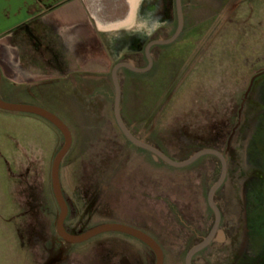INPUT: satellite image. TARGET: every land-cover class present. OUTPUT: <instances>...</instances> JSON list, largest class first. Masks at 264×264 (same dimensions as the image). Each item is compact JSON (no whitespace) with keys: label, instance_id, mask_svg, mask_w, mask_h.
Here are the masks:
<instances>
[{"label":"rangeland","instance_id":"rangeland-1","mask_svg":"<svg viewBox=\"0 0 264 264\" xmlns=\"http://www.w3.org/2000/svg\"><path fill=\"white\" fill-rule=\"evenodd\" d=\"M30 4L0 0V43L21 47L22 58L14 69L19 60L10 57L8 45L5 70L13 68V75L2 69L0 98L44 107L70 130L58 170L71 204L64 225L74 233L111 220L145 223L167 247L174 245L166 264H183L189 234L181 220L199 235L210 228L206 192L219 161L206 154L174 167L131 143L113 117L110 78L113 63L127 55L144 64L142 27L154 5L164 23L173 20L172 0H139L130 27L97 37L85 32L81 41L71 30L64 40L49 28L30 30L31 39L17 26ZM183 11L184 26L192 29L179 43L153 46L146 71H117L120 115L134 135L171 158L202 147L222 151L243 92L262 70L242 104L226 175L214 194L225 238L195 253L193 262L264 264V0H184ZM62 141L45 118L0 108V264H91L109 240L120 239L112 231L76 243L58 236L49 171Z\"/></svg>","mask_w":264,"mask_h":264},{"label":"water","instance_id":"water-1","mask_svg":"<svg viewBox=\"0 0 264 264\" xmlns=\"http://www.w3.org/2000/svg\"><path fill=\"white\" fill-rule=\"evenodd\" d=\"M175 13H176V18H177V25L172 35L165 39L159 38V39L151 40L146 44L145 46V55L147 58L146 65L136 66L131 60L118 61L112 65L110 69V78H111V82L113 85L112 112H113L114 120L117 126L119 127L120 131L131 143H133L137 147L148 150L152 154L153 158H159L170 166H174V167L186 166L190 164L191 162H193L194 160H196L197 158H199L200 156L206 155V154L214 155L215 157H217L219 161V166H220L219 173H218L217 178L210 184L206 192V202H207L208 207L211 209L213 213V220L206 234L203 235L199 241L192 244L186 251V254L184 256V264H192L191 257L194 253L201 250L202 248H204L211 242H222L225 238L224 231L219 227L221 215H220V210L216 204V201L214 200V193L219 188V186L222 184L225 178V175H226L227 150L229 147V141H230V137L235 127L239 123L240 110L242 108V104L244 102V99L246 98V95L248 93V90L250 88V85L252 83L254 76L258 74L259 72H261L262 70H260L259 72L251 76L249 83L245 91L243 92L240 106L238 108L237 120L235 124L233 125L230 134L227 137L225 147L222 151L216 148H212V147H202V148L192 151L184 159L177 160V159L169 157L168 155H166L164 152H162L160 149H158L154 145L136 137L135 135L131 133V131L125 125L120 115V88H119V82L117 78V70L120 67H125V68H128L136 72H142V71L148 70L152 63V59L150 57V52H149V47L152 44L169 43L173 41L174 38H176V36L181 30L183 21H182V10H181L180 0H175ZM0 79H1V73H0ZM0 108L5 109V110L24 111V112H30V113L37 114L45 118L46 120H48L51 124H53L62 135V139H63L62 144L59 147V149L56 151V153L54 154L51 160L50 171H49L52 193H53L54 199L57 203L58 210H59L57 217L55 219V230L62 240L74 243V242L85 240L88 237L95 235L97 233L103 232V231H107V230L122 231V232L132 234L138 237L139 239H141L142 241H144L146 244H148L155 253V257H156L155 264L162 263V252L158 244L155 242V240L147 233L133 226L126 225V224L119 223V222H103V223H99L94 226H91L83 231H78L76 233H70L66 231L63 226V219L66 215L67 207H66V202L62 195L60 184H59L58 170H59V165H60L62 157L64 156V154L67 152V150L69 149L71 145L72 137H71L70 130L68 129L67 125L57 115H55L53 112L39 105H34V104H29V103L11 102V101H6L0 98Z\"/></svg>","mask_w":264,"mask_h":264},{"label":"flooded vegetation","instance_id":"flooded-vegetation-1","mask_svg":"<svg viewBox=\"0 0 264 264\" xmlns=\"http://www.w3.org/2000/svg\"><path fill=\"white\" fill-rule=\"evenodd\" d=\"M62 1H64V0H31L32 3L35 2L36 7L38 9L35 10V11L34 10L30 11V14H32V15L28 18V20L23 21L22 23L18 24V27L25 28L26 31L29 32V34L32 36V32H30V30L32 31L31 26H30V29L28 28L29 30L26 28V27H28V24L31 21L33 22V20H35L36 18H38L41 15H43V13L45 11H48V10L54 8L57 4L61 3ZM160 1L162 2L163 0H160ZM172 3H173V7H174V17H173V20H171L169 22L166 21L164 23L163 22L164 20H162L159 17L162 14V11L159 9L158 5H157V7H156V5H154L153 14L149 15L150 16V20L147 21L148 23H146L147 24L146 26H143L142 27V34H144V36H143L144 43H143L142 49H139L138 50V51H140L139 52V55L141 56V58L144 61L143 62L144 64L141 65V66H144L147 63V58H146V55H145V46H146V44L149 41L154 40V39H159V38L165 39V38L171 36L172 33L176 29L177 18H176V13H175V0H172ZM180 3H181L182 21H183L182 22L181 30L178 33V35L176 36V38H174L173 41H171L169 43L152 44L149 47V52H150V57L152 59V63H153L154 54H155L154 51L152 50V47L153 46H157V45H168V44H173V43L174 44L179 43V40L185 34L184 21L186 19L185 18L186 15H185V13L183 11L184 0H180ZM128 60H131L134 63V65H136L135 64V59L133 58V56H130V55H127V56L123 57L122 59L117 60L116 62H118V61H128ZM119 69L131 71L130 69L125 68V67H120ZM71 142H72V140H71ZM59 184H60V181H59ZM50 185H51V183H50ZM101 187L102 188H107L106 185H101ZM60 188H61V186H60ZM61 192H62V189H61ZM62 195L64 197V200L66 202V207H67L66 215H65V217L63 219V226H64V228H65L66 231L70 232L68 230V228L64 225V222L66 221V218L68 216V213L71 210V207H70L71 204L67 200V198L63 194V192H62ZM104 222H119V223H123V224H126V225L133 226V227H135V228H137V229H139V230L147 233L148 235H150L155 240V242L158 244V246L160 247V250L162 252V263L161 264H166L168 254H171L172 255V253L174 252V250H176V249L173 248L174 245L170 244L167 247L162 242V240H161V238L159 236L153 235L148 230H146L145 228H143V224H145V223H143V224L142 223H139L138 224V223H132V222L113 221V220H111V221H104ZM181 222L183 223V225H186L188 227V234H189V235H187L188 236V239H187V242H186V247H185L186 249L183 250V252H184V254H183V264H184V256H185L186 251L188 250V248L192 244H194L195 242L199 241L202 238V236L205 235L206 233L203 234V235H199V233H196L193 224L185 223L183 220H181ZM99 223H103V222H99ZM99 223H96V224H99ZM96 224H94V225H96ZM94 225H92V226H94ZM78 231H81V230H77L76 232H78ZM107 231L117 232L116 235L118 236V238L120 237V239H117V240H109L110 243H107L103 247L101 253L98 252L99 254L95 253V255H92L91 256V259H92V263L91 264H155V260H156L155 253L152 250V248L148 244H146L144 241H142L138 237H136V236H134L132 234L126 233V232L117 231V230H107ZM76 232H74V233H76ZM70 233H72V232H70ZM101 233L102 232L97 233L95 235H100ZM95 235H92V236H95ZM92 236H90V237H92ZM194 238H197V240H195ZM70 243H72V242H70ZM74 243H76V242H74ZM211 243H213V242H211ZM210 244H208L207 246H209ZM207 246H205L201 250L205 249ZM99 250H101V249H99ZM201 250H199V251H201ZM199 251H197V252H199ZM95 252H97V251H95ZM194 255H195V253L191 257V263L192 264H194V262H193Z\"/></svg>","mask_w":264,"mask_h":264},{"label":"crops","instance_id":"crops-1","mask_svg":"<svg viewBox=\"0 0 264 264\" xmlns=\"http://www.w3.org/2000/svg\"><path fill=\"white\" fill-rule=\"evenodd\" d=\"M138 3L139 0H64L38 17L37 19H39V21H37L36 24H33L32 32L37 34L35 29L40 28L42 30L43 28H49L53 34H59L61 39L64 40L68 33L72 32L76 41H81L85 32L93 33V35L97 37L100 33L112 32L128 26L130 27L131 24H133L132 22H134ZM30 6L31 8L29 9V12L37 9L35 2L30 4ZM125 9H128V13ZM31 15L32 14H29L26 18L20 20V22L17 23V26L23 21L28 20ZM127 18L128 20H126ZM69 30H71V32ZM33 33L31 36L29 32H27L29 37L35 40V35ZM78 37H80V39ZM2 42L3 43H0V73L1 75L3 73L5 75V73L8 72L9 75H13V68L11 69L12 71L7 70L6 72L5 70L6 66L9 65L6 62L7 55L5 53L10 47V51L12 52L10 57H12L13 60L15 58L19 60L16 63L15 61L13 62V67L14 69L19 68L21 67L19 62L22 58L19 57L17 51H19L21 47H14L13 44L4 40Z\"/></svg>","mask_w":264,"mask_h":264},{"label":"trees","instance_id":"trees-1","mask_svg":"<svg viewBox=\"0 0 264 264\" xmlns=\"http://www.w3.org/2000/svg\"><path fill=\"white\" fill-rule=\"evenodd\" d=\"M186 28H185V30L187 31L188 29H192V25L190 26L189 24L188 25H186L185 26ZM185 31V32H186ZM186 35H187V33H185ZM215 194V193H214ZM215 199V198H214ZM216 204H217V202H216ZM217 206H218V208H219V210H220V215H221V218H220V221L223 219V213H222V210H221V206H220V204H217ZM197 233V232H196Z\"/></svg>","mask_w":264,"mask_h":264}]
</instances>
